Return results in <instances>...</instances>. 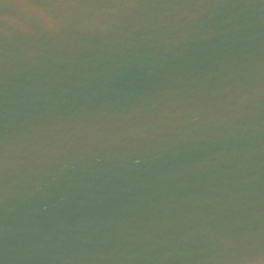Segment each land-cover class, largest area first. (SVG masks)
Segmentation results:
<instances>
[{"label":"water","instance_id":"obj_1","mask_svg":"<svg viewBox=\"0 0 264 264\" xmlns=\"http://www.w3.org/2000/svg\"><path fill=\"white\" fill-rule=\"evenodd\" d=\"M0 264H264V0H0Z\"/></svg>","mask_w":264,"mask_h":264}]
</instances>
